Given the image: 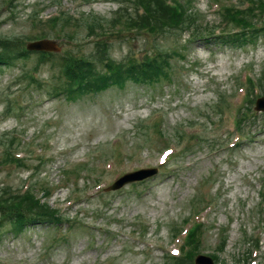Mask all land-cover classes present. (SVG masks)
Segmentation results:
<instances>
[{"label":"rangeland","instance_id":"1","mask_svg":"<svg viewBox=\"0 0 264 264\" xmlns=\"http://www.w3.org/2000/svg\"><path fill=\"white\" fill-rule=\"evenodd\" d=\"M194 2L201 11L195 40L184 31L175 42L176 29L155 38L136 32L104 37L116 61L143 59L145 49L154 45L167 50L178 45L184 59L172 60L171 80L112 85L69 100L51 94L56 72L51 63L40 66L32 80L36 55L0 67V140L5 133L15 136L9 148L19 150L16 156L25 163L18 166L0 156V188L29 186L64 219L59 226L36 223L18 234L7 226L0 236V264H164L166 252L178 248L174 232L198 205L193 196L197 190L205 200L216 199L201 215L208 226L203 234L202 229L196 233L194 256L217 252L225 227L227 241L215 264H264V224L257 207L264 175V111H255V101L243 100L237 88V79L244 80L246 73L261 75L264 35L256 45L242 48L203 38L210 34L201 32L203 22L220 26V17L211 0ZM117 5L111 0H0V35L26 43L40 30L61 46L55 57L66 52L87 56L103 36L88 37L75 25L62 31L51 23L34 26L32 15L39 13L38 21L61 11L74 18H110ZM94 65L102 70L101 63ZM221 95L232 104L246 101L241 140L229 117L222 119L218 111ZM177 135H185L178 147ZM219 140L224 147L217 146ZM166 146L174 152L160 167ZM213 147L218 150L211 152ZM146 167L159 170L142 182L106 190L124 172ZM45 188L50 195H44ZM260 225L261 249L249 255L254 244L246 240L252 242V231ZM184 241L183 236L179 245Z\"/></svg>","mask_w":264,"mask_h":264},{"label":"trees","instance_id":"2","mask_svg":"<svg viewBox=\"0 0 264 264\" xmlns=\"http://www.w3.org/2000/svg\"><path fill=\"white\" fill-rule=\"evenodd\" d=\"M136 1H139L143 6V14L135 12L132 16H128L127 12H124L113 22L122 20L125 27H135L137 30L146 29L152 34L169 33L174 29L180 30L178 32H181L184 28L191 30L196 25V13L190 1H187L186 5L179 3L178 0L174 4L167 3L166 0ZM250 1V5L245 8H240L235 4L222 7V15L226 23L238 24L243 28V32L239 36L243 39L252 38L246 33L253 28L251 21L257 17L255 10L258 9L262 16L264 12V0ZM99 23L100 26L103 25L102 19H99ZM178 32L175 34H178ZM3 48L4 52L0 53V63H6L13 58L8 48ZM173 52L176 53L175 50ZM169 56L166 49L158 47L144 55L142 61L129 60V63L125 64H115L109 61V68L104 72H97L84 58L67 57L64 59L62 66L66 76L64 89H66L69 96H77L85 91L102 90L111 84H123L129 80L153 82L155 79L167 76V69L171 66V56ZM32 219L57 220L59 217L54 209L46 203H42L31 192L24 195L12 194L7 190L0 192V230L5 223L11 224L15 231L20 230L27 221ZM1 234L2 232H0ZM180 260L182 259H178V261Z\"/></svg>","mask_w":264,"mask_h":264},{"label":"water","instance_id":"3","mask_svg":"<svg viewBox=\"0 0 264 264\" xmlns=\"http://www.w3.org/2000/svg\"><path fill=\"white\" fill-rule=\"evenodd\" d=\"M30 48H37V49H56L55 43L49 40H40L34 43H31L29 45ZM260 106V105H259ZM262 108H264V103L261 105ZM153 171H139L134 174H130L127 177L121 178L113 187H118L122 185L124 182L129 180H136V179H142L150 174H152ZM197 264H213V260L206 256H198L196 259Z\"/></svg>","mask_w":264,"mask_h":264}]
</instances>
